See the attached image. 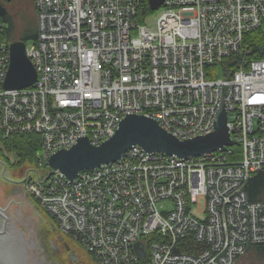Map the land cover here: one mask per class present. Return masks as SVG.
I'll return each instance as SVG.
<instances>
[{"label": "built area", "instance_id": "built-area-1", "mask_svg": "<svg viewBox=\"0 0 264 264\" xmlns=\"http://www.w3.org/2000/svg\"><path fill=\"white\" fill-rule=\"evenodd\" d=\"M36 7L32 87L5 88L11 52L0 25V132L40 133L41 164L81 137L103 142L134 112L190 139L211 134L224 105L239 145L187 160L136 145L72 180L40 176L26 191L62 231L101 264H235L264 244V202L246 191L264 170V58L237 70L227 62L264 23V0H164L152 25L139 16L149 0Z\"/></svg>", "mask_w": 264, "mask_h": 264}, {"label": "water", "instance_id": "water-1", "mask_svg": "<svg viewBox=\"0 0 264 264\" xmlns=\"http://www.w3.org/2000/svg\"><path fill=\"white\" fill-rule=\"evenodd\" d=\"M149 2L152 9H157L162 6L164 0H149ZM4 14L5 8L0 2V15ZM9 52H11V64L4 81L5 88L13 90L34 86L38 72L28 55L26 41H13ZM221 107L215 130L211 134L190 139H178L171 132H167L158 121L146 115H127L119 122L113 136L103 142L94 144L88 137H81L70 148H63L51 154L48 161L52 170L50 175L59 171L69 180L75 179L82 170H93L104 164L115 163L127 150L136 145L146 152L175 155L183 159L212 154L223 146L234 144L227 126L226 107L224 105ZM8 205L10 207L6 209ZM0 206L7 210L0 208V228H2L0 229V264H28L26 247L16 238L7 236L5 228L9 220L14 224L17 232L22 229L26 235H29V232L35 233L36 230H41L40 215L24 194L13 193L10 188L0 190ZM27 242L25 241L26 245ZM136 250L144 256L145 253L139 244L136 245Z\"/></svg>", "mask_w": 264, "mask_h": 264}, {"label": "rangeland", "instance_id": "rangeland-1", "mask_svg": "<svg viewBox=\"0 0 264 264\" xmlns=\"http://www.w3.org/2000/svg\"><path fill=\"white\" fill-rule=\"evenodd\" d=\"M17 8H18V11H16V12H18V15L15 17L17 19V24L15 23L16 25H15V29H14V33H13L14 37L17 38V39L13 40V41H22V40H24V39H21L22 36H24L25 34H29L30 30L32 28H36L37 27L38 33H39V28H38L39 27V18H38V14H36V11H37L36 0H21L20 3H19V6ZM160 14H162V13L160 12V10H158V8L157 9H152L151 7L150 8L147 7V8H144L143 10H141V12L139 13V16H141V15L149 16L148 23L150 25H152L157 20V18L160 16ZM2 16H4V15H2ZM1 24L5 25L6 27H10V24H9L8 21L0 18V25ZM6 27H3L2 35H4L6 33V30H5ZM252 30H255V28L251 29V31ZM251 31H248V32H251ZM38 33H37V37L35 39L31 38V39H28V40H24V41L27 42V45L29 46V48L34 43L37 42ZM10 45H9V47H10ZM9 51H10V48H9ZM218 75H219V77H222L224 74H222L221 71H220V73H218ZM215 124H214V128H215ZM227 126H228V122H227ZM228 129H229V126H228ZM214 130L215 129H213V131ZM26 132H29V131H26ZM26 132H23V133H26ZM229 132H230V138H231V140L234 141V144L231 145V146H223L222 149L215 150L214 153L221 152V151H223L226 148L231 149V148L234 147V145H238V144H236L237 142L235 141V139L232 138V133L233 132L231 131V129H229ZM1 133H3V132H1ZM33 133H35V132H33ZM191 138H193V137H191ZM42 148H43V145H42ZM43 152H44V148H43V151L41 153V157L43 155ZM1 155H2V153L0 152V190H2L1 187H2L3 181H5V180H7V178H9V179H12V180H15V181L20 180V182H21V180H23L22 183H25V184H24V186L22 184V189L24 190V193L25 192L27 193L25 185L27 186L29 183H33L35 181H38L40 176H44L45 178H48L49 171H51V168L49 169V167H47L46 162H43L41 164V161H42L41 159H40V161H38V166L34 167L33 164L27 163V164H21L22 166L17 167L16 163L19 162L20 160H18V157L14 153L9 152V151H5V156L3 157ZM170 156H174V157L180 159L179 157H177L175 155H170ZM194 157H196V156H191V158H194ZM198 157H200V156H198ZM191 158H188V159H191ZM185 160H187V159H185ZM6 161L9 164H7ZM82 171H84V170H82ZM5 186H6L5 189L7 190L10 187H12V184L10 185L8 183H5ZM29 196L30 197L28 199L31 201V203H33L37 213L40 215L41 228L46 226V224L49 225L50 227L54 226V224L59 227V224H57V222L55 221L53 215H51L48 212L47 208L44 207L39 202V200L33 195V193H30ZM248 196H249V194H248ZM259 201L260 202H264L263 200L262 201L259 200ZM65 233H66V235L69 236V240H70V242H72L71 244L74 245V247L78 250L79 256L83 260V264H100L98 259H96L94 254L89 251L87 246L83 245L76 237L74 238L72 234L67 233V232H65ZM143 240H144V238L141 241H143ZM138 244L141 246V249L144 251L145 254L143 256V255H140L138 252L137 253L140 255L141 258H143L145 260L146 259V255L148 256V253H146L145 250H144V242H138ZM260 244H263V243H260ZM260 244H256V245H252V246H259ZM252 246H250L249 249L246 252H244L242 254H239V256H237V258H236L237 260L235 261V264H264V257L260 258V257H257L256 255H255V258H251V257L247 258L248 256L247 257H243V258L240 257L242 255L244 256L246 253L248 254L249 251H250V248ZM59 261L61 263L64 262V264H67L68 259L66 258L65 255H62L61 258H59ZM134 263L141 264L140 261H136Z\"/></svg>", "mask_w": 264, "mask_h": 264}, {"label": "trees", "instance_id": "trees-1", "mask_svg": "<svg viewBox=\"0 0 264 264\" xmlns=\"http://www.w3.org/2000/svg\"><path fill=\"white\" fill-rule=\"evenodd\" d=\"M148 12V11H147ZM3 19H7L4 17ZM10 27L6 28V33L4 34L10 41L16 40L14 37L15 24L12 19H7ZM38 29L32 28L29 34H25L21 39H35L37 37ZM264 58V23L261 24L259 28L252 30L251 32H246L243 38V44L239 53L234 54L227 61L229 67L232 70H237L241 67L248 68L253 60H261ZM43 139L40 133L26 132V133H15L10 136H3L0 132V152L1 156H5V151L14 153L20 164L31 163L38 166V161H40V156L43 151L42 148ZM232 150H239L238 145H234ZM6 159V158H5ZM7 160V159H6ZM16 164V165H17ZM249 194V199L253 202H258L259 200L264 201V170L257 172L249 181L246 188ZM153 238V235L149 239ZM264 257V244L259 246H252L249 253L240 257L255 258ZM239 257V258H240Z\"/></svg>", "mask_w": 264, "mask_h": 264}, {"label": "flooded vegetation", "instance_id": "flooded-vegetation-1", "mask_svg": "<svg viewBox=\"0 0 264 264\" xmlns=\"http://www.w3.org/2000/svg\"><path fill=\"white\" fill-rule=\"evenodd\" d=\"M20 1L21 0H0L1 5L5 8L4 17L12 19L14 24H17V19L15 17L18 15V12L16 11H18L17 7L19 6ZM7 164L9 163L7 162ZM19 166L22 165L18 163L17 167ZM33 166L35 167V165ZM22 181L23 180L20 182V180L15 181L7 178V180L3 181V183L12 184L10 190L13 193H22L25 197L29 198V194L26 192L24 193V190L22 189V184L23 186L25 184L22 183ZM3 183L1 189L6 190L5 187L7 185L5 186V183ZM9 207L10 206L8 205L6 209ZM0 208L2 207L0 206ZM6 226L7 228H5V233L7 236L16 238L19 243L26 247L28 264H64V262L61 263L59 261V258H61L62 255H65L68 259L67 264H83V260L80 258L78 250L71 244L72 242H70L69 236L66 235L65 231H62L60 226L58 227L54 224V226L50 227L46 224V226L42 227L41 230H36L35 233L32 232L31 234L28 229L29 235H26L25 231L22 229L17 232L14 224L10 223L9 220L7 221ZM25 241H28L27 245Z\"/></svg>", "mask_w": 264, "mask_h": 264}, {"label": "bare ground", "instance_id": "bare-ground-1", "mask_svg": "<svg viewBox=\"0 0 264 264\" xmlns=\"http://www.w3.org/2000/svg\"><path fill=\"white\" fill-rule=\"evenodd\" d=\"M36 14H37V11H36ZM0 18L1 19H3L4 18V16H0ZM5 20V19H4ZM6 21H7V19H6ZM2 25V27H6L5 25H3V24H1ZM6 28H8V27H6ZM3 41H5L7 44H11V42H13V41H10L9 39H7L6 37H5V35H3ZM26 46H27V50H30V49H32L33 48V46H35L34 44L29 48V46L27 45V42H26ZM10 48V47H9ZM28 53H29V51H28ZM10 58H11V53H10ZM31 62H33L32 60H31ZM33 65H34V63H33ZM18 90V89H17ZM134 114H140V113H136V112H134L132 115H134ZM144 115H146V116H148V117H150V118H152V119H154L155 120V118H153L152 117V115L150 116V115H147V114H144ZM157 121V120H156ZM159 122V121H158ZM160 123V122H159ZM117 129V128H116ZM115 132V131H114ZM113 136V135H112ZM110 138V137H109ZM82 243V242H81ZM83 244V243H82ZM84 245V244H83ZM147 251H148V249H146ZM148 252H150V251H148ZM100 262V261H99ZM100 264H101V262H100ZM103 264V263H102Z\"/></svg>", "mask_w": 264, "mask_h": 264}]
</instances>
